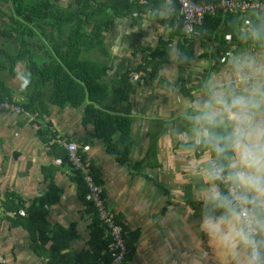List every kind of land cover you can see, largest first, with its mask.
<instances>
[{"label": "crops", "instance_id": "1", "mask_svg": "<svg viewBox=\"0 0 264 264\" xmlns=\"http://www.w3.org/2000/svg\"><path fill=\"white\" fill-rule=\"evenodd\" d=\"M12 2L0 0V32L15 36L12 28H17L18 23ZM56 4L67 9L74 0H57ZM250 15H239L244 16L242 33L252 27ZM172 31L169 24L157 23L153 15L119 18L104 33L105 54L90 55L108 67L105 81L112 84L123 71H134L149 51L170 39L171 53L158 78L144 82L133 73L128 100L118 109L130 118L134 142L130 165L141 164L140 172L132 175L130 167L116 163L105 153L100 140H90L82 147L85 159L100 172L108 208L128 232L139 233L134 254L124 264H194L195 245L183 218L190 204L193 214L189 223L194 228L199 204L190 200L196 184L185 170V161H202L207 154H193L182 148V125L175 117L182 102L197 92L198 81L220 70L227 57L245 46L242 39L238 44L231 43L234 39L226 35V43L233 45L214 59L218 43L197 33L189 39L193 58L181 68L178 54L183 38L171 35ZM9 41L0 38V49L15 53L14 56L21 54L20 46ZM31 42V53H25L12 69L0 71V83L16 103L25 100L21 90L28 77V55L34 62L47 61L44 52L36 49L42 48L43 43L36 38ZM11 59L0 56L1 63L12 64ZM42 102L48 105L47 97ZM48 111L49 116L41 125L49 122L61 139L76 142L91 135L92 126L81 124L83 108L58 109L48 105ZM31 122L23 114L0 113V264H100L89 247L93 216L88 212L86 195L84 200L79 197L75 180L78 177L69 164L58 163L56 155L38 139ZM50 180L55 186L52 193L48 191ZM56 192L57 202L49 204ZM8 196L19 199L24 208L47 196L48 205H39L46 212L41 215L38 207L40 212L31 218L15 216L7 212ZM38 249L46 254L40 257L35 251Z\"/></svg>", "mask_w": 264, "mask_h": 264}, {"label": "trees", "instance_id": "2", "mask_svg": "<svg viewBox=\"0 0 264 264\" xmlns=\"http://www.w3.org/2000/svg\"><path fill=\"white\" fill-rule=\"evenodd\" d=\"M193 1L200 3L212 0ZM56 3L57 0H13L14 15L18 23L17 28L15 26L12 28L15 36L9 32H0V38L6 39L7 43L11 40L17 47L20 46L22 53L14 56L15 53H7L0 49V56L12 57V64L0 62V71L12 69L13 64L19 61L25 53H31L30 49H33L32 45H34L31 40L35 38L43 43L42 48L36 46V49L44 52L47 61L34 62L28 55V77L21 90L25 100L20 103L14 102L8 90L0 83V101L13 102L22 107L26 113L36 117L37 121L31 123L36 128L38 139L49 147L50 153L55 154L61 164H68L67 153L52 142L56 139L57 133L50 130L51 124L48 122L43 127L41 122L49 116L48 105L58 109L83 108L81 124L83 127L91 125L93 128L89 137L74 142L80 146L78 151L83 158L85 159V154L81 148L90 140L97 139L103 144L107 155L119 165L130 167L132 175H137L141 164L130 165V154L134 147L130 135V118L121 114L118 109L128 100L131 89L130 77L133 73L138 74L144 82L158 78L160 70L168 61L171 53L170 39L161 43V47L155 51H149L143 64L134 71H123L112 84L105 81L108 67L90 55L94 52L105 54L104 32L112 26L116 19L153 15L160 25L169 24L173 28L171 35H180L183 38V41L179 43L178 62L181 68L185 67L193 58V54L189 50V39H186L183 34L178 6L174 2L168 5L167 0H74V4L67 9H61ZM164 14L167 16L166 19H164ZM247 15L249 14H245ZM249 20L252 26L264 25V14L251 13ZM243 25L244 16L239 18L237 13L219 11L212 16H205L201 25L195 28V35L198 33V35L207 36L209 40L218 43L213 56L215 59L216 55L220 57L226 54L228 47L233 45L231 43L238 44L242 33L240 29ZM226 35H230L234 41L227 44ZM7 43L4 42L6 45ZM181 90L188 93L185 89L181 88ZM45 97H47L48 105L42 102ZM65 141L73 142L69 139ZM89 168L93 179L101 187L99 170L91 163H89ZM75 175L78 177L75 180L78 182L79 197L84 200L86 195L84 183L78 172H75ZM49 183L48 191L52 193L55 186L51 184V180ZM58 195L59 193L56 192L49 204L57 202ZM47 200H49L47 196H43L36 199L31 206L24 208L19 199L8 196L6 208L7 212L15 216H19L18 211L24 209L25 215L31 218L40 210L38 207L48 205ZM87 203L88 212L93 216L89 247L96 262L107 263L109 261V239L89 202ZM9 205L11 207H8ZM42 207H40L41 215H44L46 210ZM116 221L120 222L119 218L116 217ZM138 237V232H128L126 239L128 253L125 261L133 256ZM35 251L40 257L46 254L39 249Z\"/></svg>", "mask_w": 264, "mask_h": 264}, {"label": "clouds", "instance_id": "3", "mask_svg": "<svg viewBox=\"0 0 264 264\" xmlns=\"http://www.w3.org/2000/svg\"><path fill=\"white\" fill-rule=\"evenodd\" d=\"M245 46L198 81L175 119L195 178L183 222L195 245L194 264H264V25L240 34ZM251 45V47H249Z\"/></svg>", "mask_w": 264, "mask_h": 264}, {"label": "built area", "instance_id": "4", "mask_svg": "<svg viewBox=\"0 0 264 264\" xmlns=\"http://www.w3.org/2000/svg\"><path fill=\"white\" fill-rule=\"evenodd\" d=\"M167 1L177 4L181 16L183 34L186 39H190L195 35V28L201 25L205 16H212L219 11L222 13H237L239 15L264 14V1L261 0H212L211 2L200 3H196L193 0ZM0 113L23 114L29 116L32 121H37L35 116L26 113L22 107L6 100L0 101ZM51 131L54 132L52 127ZM52 142L66 151L70 168L73 172L79 173L85 186L86 198L109 239V261L107 263L100 261V264H124L128 253L126 247L128 232L120 222L116 221L115 213L108 208L102 194V188L93 179L88 160L84 159L78 151L80 146L74 142H66L58 135ZM57 161L60 163L59 160ZM25 214L24 209L18 211L20 216H25Z\"/></svg>", "mask_w": 264, "mask_h": 264}, {"label": "rangeland", "instance_id": "5", "mask_svg": "<svg viewBox=\"0 0 264 264\" xmlns=\"http://www.w3.org/2000/svg\"><path fill=\"white\" fill-rule=\"evenodd\" d=\"M105 33V32H104ZM103 43H104V40H103Z\"/></svg>", "mask_w": 264, "mask_h": 264}]
</instances>
